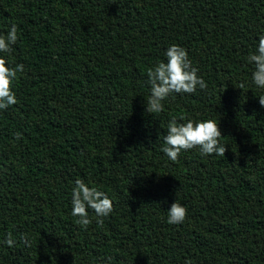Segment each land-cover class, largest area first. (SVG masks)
I'll list each match as a JSON object with an SVG mask.
<instances>
[{"label": "trees", "instance_id": "1", "mask_svg": "<svg viewBox=\"0 0 264 264\" xmlns=\"http://www.w3.org/2000/svg\"><path fill=\"white\" fill-rule=\"evenodd\" d=\"M23 65L0 111V264H264V89L245 57L264 0H0ZM185 48L206 88L148 114L147 69ZM217 121L223 157L161 152L168 120ZM113 210L82 226L75 180ZM184 221L166 223L173 201ZM29 239L25 246L20 237Z\"/></svg>", "mask_w": 264, "mask_h": 264}, {"label": "clouds", "instance_id": "2", "mask_svg": "<svg viewBox=\"0 0 264 264\" xmlns=\"http://www.w3.org/2000/svg\"><path fill=\"white\" fill-rule=\"evenodd\" d=\"M17 27L10 25L5 32H0V111L16 103L14 91L10 88L17 72L23 71L22 64L14 67L7 65L4 56L17 42ZM164 59L157 61L147 69L148 96L144 101V110L148 114H158L163 110V102L172 94H191L197 88L203 90L206 83L198 75L197 68L192 66L187 51L180 45L170 44L163 52ZM246 63L251 65L250 82L257 89H264V34L255 43L254 51L245 57ZM264 107V96L258 98ZM168 120L163 132L161 152L170 161H175L179 153L196 148L200 157H223L225 144L220 142L221 133L217 121L211 119L196 120L181 117ZM71 215L82 226L89 223V209L97 223H103V218L109 216L113 210L112 201L99 188L91 187L83 180L77 179L71 187L70 194ZM186 216L185 207L173 201L166 211V223L181 224ZM20 241L27 246L29 239L21 236ZM16 240L8 235L0 239V245L12 247ZM111 257H105L100 264H110Z\"/></svg>", "mask_w": 264, "mask_h": 264}]
</instances>
